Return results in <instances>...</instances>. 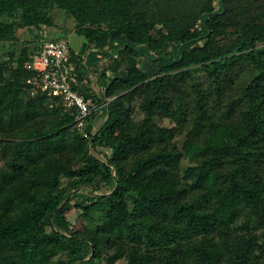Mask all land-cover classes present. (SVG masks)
Segmentation results:
<instances>
[{
  "label": "trees",
  "instance_id": "trees-1",
  "mask_svg": "<svg viewBox=\"0 0 264 264\" xmlns=\"http://www.w3.org/2000/svg\"><path fill=\"white\" fill-rule=\"evenodd\" d=\"M224 4L0 0L12 43L0 49V264H264V0ZM55 8L85 38L78 53L69 44L73 88L93 107L84 125L27 67L66 38L18 35L56 26ZM104 58L98 89L90 69ZM84 185L112 190L95 230L82 218L107 195L66 200Z\"/></svg>",
  "mask_w": 264,
  "mask_h": 264
},
{
  "label": "rangeland",
  "instance_id": "rangeland-1",
  "mask_svg": "<svg viewBox=\"0 0 264 264\" xmlns=\"http://www.w3.org/2000/svg\"><path fill=\"white\" fill-rule=\"evenodd\" d=\"M216 7L217 8L219 7L218 2H216ZM19 12H21V9H19ZM53 13L56 16V26L44 27V30H42V32L44 34L47 33L46 34L47 37H49V36L51 37V35H55V36L61 35L62 37L66 38L69 41V44L72 46L73 50H75L76 53L80 52L81 49L84 47L83 43L85 41V38H84L83 35H80V34H78L76 32L75 29H76L77 24H76V21L74 20V17L66 14L62 9H58V8L53 9ZM156 27H159V26L157 25ZM32 30H35V29L33 28ZM36 30L39 31V33L41 31L40 29H36ZM154 32H156L155 29H154ZM27 33H29L30 35H28ZM18 35H19V38L21 39L20 41L29 39V41L31 40L30 42H33L34 44L35 43L38 44V42H40V41L42 42V40H43V39H37L36 35H33L29 31H25L24 28L23 29L22 28L19 29ZM228 36H229V34H228ZM42 38H43V36H42ZM6 44H7V42L0 41V49L4 48V46H6V47L8 45L11 46L12 43H8V45H6ZM113 63H114L113 60H110V58H104L103 63L101 65L99 63V65L97 66L98 67L97 70L90 69L91 76L93 78L94 84H95V86H98L97 87L98 89H102L99 86L100 82L97 79L98 78L97 77L98 76V71H101V69L103 67L104 68L107 67L108 69H112ZM146 67H148V71H149L150 74L154 75L155 73L158 72V67H157V65H156V63L154 61H149L147 63ZM248 73L249 72L243 73V76L245 75V77L246 76L249 77L250 74H248ZM243 76L241 77V80H242ZM241 80H240V82H241ZM102 92L103 91H101V93ZM125 93H127L126 90L123 91V94H125ZM106 102L108 103L109 100L106 101ZM128 105H129L130 108H132V105H133V108H135V110L133 111L132 115L134 117H136V119H140V117L142 115L140 113V110L138 109L137 101L134 100L131 103H129ZM101 122H103V117L102 116L99 117V119H96L93 122L92 128H93L94 131H96L98 129L99 124L101 125ZM170 122L171 121L169 119H167V118H162V121H161V123L165 124V125H170L171 124ZM182 138H183L182 135L177 136V140L178 141H182ZM93 152L96 153L97 155H99L101 158H105L106 157L105 154H107V153L110 154L111 153V149L107 148V147H101L100 146L99 148L93 149ZM4 162H5V157L3 156V154H2V152L0 150V166L4 165ZM113 174L115 175V170L114 169H113ZM91 190L93 191L94 194L107 195V196H105V197H103L101 199L96 198L97 204H96V206H94L92 208V211H91L92 213L91 214L86 213L84 215V217L82 218V227H84L85 229L95 230L96 229V225H97V219L94 216L97 217V213L98 214L102 213L101 210L102 209L104 210L108 206V204H109V195L111 194L112 190L110 188H108V187H105V188H103L102 191L99 192V191H96V190L92 189L90 186L84 185L81 188H78V190L75 191V192L82 191V192H84L86 194H88V193L90 194ZM74 216L75 215H73L72 218H74ZM59 257L67 258V253L55 254L53 256V259H58ZM87 258H88V256H87ZM102 263L103 262H101V261L98 262V264H102Z\"/></svg>",
  "mask_w": 264,
  "mask_h": 264
},
{
  "label": "built area",
  "instance_id": "built-area-1",
  "mask_svg": "<svg viewBox=\"0 0 264 264\" xmlns=\"http://www.w3.org/2000/svg\"><path fill=\"white\" fill-rule=\"evenodd\" d=\"M27 67L39 72L40 90L49 95L60 97L66 107L78 109V125H84L85 119L92 113L91 98H86L73 88L76 83L74 63L70 61V45L66 39H48L42 48L35 52L27 62ZM33 80L29 79V82ZM37 82V81H35ZM35 93V91H32ZM104 103H107L106 101ZM87 135V133L85 134Z\"/></svg>",
  "mask_w": 264,
  "mask_h": 264
},
{
  "label": "crops",
  "instance_id": "crops-1",
  "mask_svg": "<svg viewBox=\"0 0 264 264\" xmlns=\"http://www.w3.org/2000/svg\"><path fill=\"white\" fill-rule=\"evenodd\" d=\"M33 28H34L35 30H32ZM22 29H23V28H22ZM24 29H25V31H29V32L32 33L33 35H36V33L39 32V31L36 30L35 27H32V26H27V27H25ZM49 33H50V32H49ZM27 34L30 35L29 33H27ZM40 34H41V35H40L41 38H42V36H43L42 39H46V38H49V37H50V36L47 37V35H46L47 33L44 34L42 31H40Z\"/></svg>",
  "mask_w": 264,
  "mask_h": 264
},
{
  "label": "water",
  "instance_id": "water-1",
  "mask_svg": "<svg viewBox=\"0 0 264 264\" xmlns=\"http://www.w3.org/2000/svg\"><path fill=\"white\" fill-rule=\"evenodd\" d=\"M222 2H223V5H224V8H225V4H224V0H222ZM78 190V189H77ZM77 190H75V191H77ZM75 191H73V192H71L68 196H67V198H66V200L75 192ZM61 207V206H60ZM60 207L56 210V211H58L59 209H60Z\"/></svg>",
  "mask_w": 264,
  "mask_h": 264
}]
</instances>
